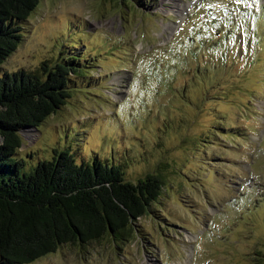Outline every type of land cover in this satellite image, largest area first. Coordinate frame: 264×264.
Instances as JSON below:
<instances>
[{
    "label": "rangeland",
    "instance_id": "374dc122",
    "mask_svg": "<svg viewBox=\"0 0 264 264\" xmlns=\"http://www.w3.org/2000/svg\"><path fill=\"white\" fill-rule=\"evenodd\" d=\"M23 30L0 73L80 59L25 171L58 150L166 183L139 237L32 264H264V0H42Z\"/></svg>",
    "mask_w": 264,
    "mask_h": 264
},
{
    "label": "trees",
    "instance_id": "16d2710c",
    "mask_svg": "<svg viewBox=\"0 0 264 264\" xmlns=\"http://www.w3.org/2000/svg\"><path fill=\"white\" fill-rule=\"evenodd\" d=\"M41 1L0 0V67L20 46L23 24ZM75 61L80 59L0 73V264H32L65 245L139 237L136 223L151 214L166 188L162 175L132 183L121 165L78 163L58 150L52 160L25 171L21 131L38 130L65 106L70 75L80 73Z\"/></svg>",
    "mask_w": 264,
    "mask_h": 264
},
{
    "label": "bare ground",
    "instance_id": "6f19581e",
    "mask_svg": "<svg viewBox=\"0 0 264 264\" xmlns=\"http://www.w3.org/2000/svg\"><path fill=\"white\" fill-rule=\"evenodd\" d=\"M27 134H29V133H27Z\"/></svg>",
    "mask_w": 264,
    "mask_h": 264
}]
</instances>
